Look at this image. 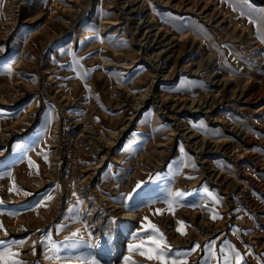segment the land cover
Returning a JSON list of instances; mask_svg holds the SVG:
<instances>
[{
	"label": "rangeland",
	"instance_id": "1",
	"mask_svg": "<svg viewBox=\"0 0 264 264\" xmlns=\"http://www.w3.org/2000/svg\"><path fill=\"white\" fill-rule=\"evenodd\" d=\"M12 1L0 35V251L19 264H159L129 250L143 242L147 251L155 225L169 264H264V0H154L153 22L162 16L201 38L164 53L153 48L161 43L129 40L138 18L127 28L123 0H103L98 11L97 0H45L30 14ZM101 22L117 53H102ZM43 24L40 42L27 35L19 46L24 64L14 73L24 82L11 85L14 35ZM87 33L94 41L72 45ZM159 62L167 79L156 77ZM158 95L167 99L159 113L150 99ZM203 99L209 111L195 112ZM178 123L191 128L190 146ZM97 132L109 143L99 148ZM137 146L139 161L130 154ZM157 183L162 191L145 203ZM123 208L143 210L128 231Z\"/></svg>",
	"mask_w": 264,
	"mask_h": 264
},
{
	"label": "bare ground",
	"instance_id": "2",
	"mask_svg": "<svg viewBox=\"0 0 264 264\" xmlns=\"http://www.w3.org/2000/svg\"><path fill=\"white\" fill-rule=\"evenodd\" d=\"M44 1L45 0H42V1L41 0H24V3L21 4L20 10H23V11L26 10L30 14L31 12L34 11V9H36V7H39L38 5L36 6V4H35L36 2H39V5L42 6L44 4ZM95 1L96 0H87V2H86L87 3V6L91 5ZM153 2H154V0H123V5L121 6L120 13H121V17H123L124 20H125V22H126L125 25L127 26V28L129 26L132 27V25H130V24L134 23V21L138 18V24L136 26H133L132 27V28H134V30H131L133 36L131 38H129V40H131L132 38L134 40H136V39H138V37L139 38L141 37L140 39H142V40L139 43L141 46H149L148 45L149 41H154V44L161 43V45H157V46L153 47L154 49H158L159 50V48L165 46L162 49H160L158 53H160V52L161 53H164L165 51H167V49H169V48H167V46L169 44H171V45L173 44V46L177 45L178 46L177 48L179 50H181V49L186 48L187 45H190L191 41L194 43L195 41L201 40L200 36H198L196 34V32L192 28L187 29V31L185 33H182V34L176 32L175 31L176 27H174L173 25H170V24L166 23V20L164 21V18L165 17H162L161 16L160 21H158V22H155L154 21L153 22V20H152V13L154 11V7L152 6ZM1 3H2V9L0 11V35H2L6 31L5 29H7V27L5 25H7L8 23H10L11 22V18H13V16H14V12H13V1L12 0H1ZM102 3H103V0H97V8H96L95 11H98L99 8H100V10H102L101 9ZM143 13H146L144 19H143V17L140 18V16ZM198 15H200V14H198ZM204 16H205V19H206L205 21H210L211 20V19L209 20V18L206 17L207 16V13ZM101 18L106 19L105 16H103V15L100 14L99 16H97L95 18L96 20L94 19V21L101 20ZM176 19L177 20H180L179 18H176ZM114 20H115L113 22L114 24L115 23H119V22H117V19H114ZM145 22H149L145 26H147V27L150 26V29L145 30V31L142 32L141 25L144 24ZM111 25H112V23H111ZM44 26L45 25L43 24V25H40L38 28L33 27L31 29L22 27L14 35L15 36L14 37V40L11 42V45L15 46V50L13 51L14 54H13V56H11L7 60L6 66H7V69H8V73L7 74H4V75L7 76L6 78H7L8 83H10L11 85L20 84V83L24 82V79H23L22 76H20V74L14 73V71L16 69L23 68V64H24L23 59H21L22 58V53H20L19 50H21V52L22 51H25L26 45L23 44V48H19V46L22 44V41H24V38L27 35H29L28 37L34 38V40H35L34 43L40 42L42 40V38L44 37L41 34V31H47V26L46 27H44ZM151 27H154V28H151ZM105 29H106V26L101 22V25L99 27V30L96 32V34L94 33L98 37V39L101 40L99 47L101 48L102 53H110V52L111 53H117V50L119 48H118V44L116 43V39H117L116 38V34L114 35V37H110L108 35L106 37H103V31ZM123 32L125 33L126 30H124ZM93 36H92L91 33H89V34L87 33L86 35H81V37H79V38L78 37H74V40L72 42V45H73L74 41L77 39L78 42H79V44H80V47L83 48L85 43L94 41L93 40ZM143 39L145 41H143ZM156 52H157V50H156ZM156 52H154V53H156ZM151 55H153V53ZM153 65L155 67L156 77L158 78V80L160 79V77H161L162 80L167 79L166 77L168 75H166L167 73H164L163 72L164 66L162 65V63L159 62V63H155ZM169 71H171V70L169 69L168 72ZM193 72L194 73H197L198 72V69H195V70L193 69ZM44 74L46 76H48L47 79H54L53 81H55L56 75L52 72V70L47 69V70L44 71ZM47 74H50V75H47ZM45 75H44V77H46ZM153 80L154 79H152V81L150 82L151 84L154 82ZM161 96L162 95H158V97H159L158 99H154L153 96H150L151 103H154L155 102L154 105L157 106L158 109H159V110H157L158 113H159V111H161L162 109L164 110V108H165V107H162L163 101H166L167 102V99L166 98H163ZM144 98H145V100L146 99L147 100L149 99L148 96H146ZM142 101L144 102V100H142ZM199 102H200V104L194 109V111L196 112V111H202L203 110V112H205V113L208 112L209 109H210V107H211L210 106L209 99H203V100H201ZM262 107H264V105ZM46 115L47 114L45 113L44 116H43V118H45ZM153 117H154V120L153 121H150L149 123H147V126H148L147 129L149 131H150V129H153L154 128V122L156 120L157 115L154 113V116ZM144 118H145V115H144ZM20 119H22V115L20 116ZM143 120L144 119H142V121ZM76 122H78V121H76ZM232 124L234 126V131L236 132V134L239 135V137H241V139L245 140L247 138V133L243 129V127L239 123H233L232 122ZM177 128L179 130L182 129L181 134L185 138V140H187V145L190 146V144L193 143L192 142V137L194 136V134L191 135L189 133V130H191V128H189V125H187L186 127L185 126L183 127L182 124L178 123L175 129H177ZM185 130H188V131H185ZM43 133H44V136H45V138H44L45 140L50 139V137H51V128H48V126H47L46 127V132L44 131ZM95 134H96V136H95L94 141H95V144H97L98 147L100 146V144L106 145V144L109 143L108 140L103 135H101L100 133L97 132ZM202 138L203 139H206V137H204V136ZM223 140L226 141V140H228V138H223ZM100 142H102V143H100ZM157 144L163 145V143L162 142H159V141H157ZM40 145H41V143H40ZM40 145H38V147ZM139 148H140V146H137L135 148H131L133 150L130 152L131 156L137 158L136 161H139V154L137 152V149H139ZM198 151H201V150L199 149ZM145 152H147V149L145 150ZM16 156H17V154L14 156V158H12V160L10 162H8L7 168H11V170H13V167H15V162H16L15 159H16ZM185 172H186L185 170H181V174L184 175ZM122 177L123 176H121V179H120L121 181H122ZM161 191H162V183H157L155 185L154 192L149 196V198H145L143 201L145 203L146 202L147 203L153 202L155 200L157 194L160 193ZM30 209L35 211L36 207H32ZM14 210H15V212L17 211L16 209H14ZM121 211H122V215L124 217H126V218H129V220H130L128 222V224L125 226V231H128V228L127 227L131 226V224H135L139 220L140 213L143 210L141 209L140 212H139V214L136 213V212H132V211L126 210L124 208L121 209ZM211 223L213 224L212 221H203V223H201V224H203L205 227H209ZM124 238H126V237H124ZM122 239H123V237L119 238V240H122Z\"/></svg>",
	"mask_w": 264,
	"mask_h": 264
},
{
	"label": "snow or ice",
	"instance_id": "3",
	"mask_svg": "<svg viewBox=\"0 0 264 264\" xmlns=\"http://www.w3.org/2000/svg\"><path fill=\"white\" fill-rule=\"evenodd\" d=\"M137 187H140V185L137 184ZM179 195L180 194L177 193V196ZM160 214H162V212H160ZM178 223H182V222H178ZM2 228L3 225L0 224V229ZM150 228H151V235L149 236V239L151 240V243L148 245V250L147 251L143 250V242L141 243L140 247L137 248H133V246L130 245L129 250L139 252L140 255L145 256L148 260L158 261L159 264H169L168 253L164 250V247H166L167 245L164 241L163 234L159 232V229L156 228L155 225H150ZM177 231H181V230L178 228ZM181 234H186V233L181 232ZM152 236H158L159 243L157 242V240L152 239ZM133 238L141 239L138 234H135ZM162 244L164 245L163 247L161 246ZM198 246L199 245H197V247ZM221 252H223V249H221ZM16 255L18 254L10 251H0V264H19L18 261L12 259ZM237 257H239L238 253H237ZM172 264H175V262L173 261Z\"/></svg>",
	"mask_w": 264,
	"mask_h": 264
}]
</instances>
